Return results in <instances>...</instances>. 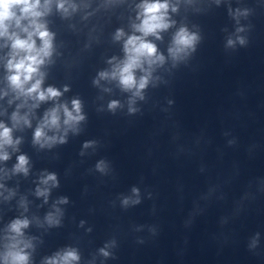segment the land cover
<instances>
[{"label":"clouds","instance_id":"obj_1","mask_svg":"<svg viewBox=\"0 0 264 264\" xmlns=\"http://www.w3.org/2000/svg\"><path fill=\"white\" fill-rule=\"evenodd\" d=\"M54 0H0V40L4 41V47L9 49L5 68L8 72L7 81L10 89L15 93L13 100H22L18 104L16 111L11 114L12 127L0 122V160L7 161L10 154L7 148L18 151V146L22 138L13 136L14 129L22 127L31 128L29 115L33 109L40 106L42 102L57 101L63 93L52 86L43 88L45 73L41 67L51 62L54 52V33L50 32L45 22L52 11ZM219 6L221 0H215ZM56 10L65 17L75 12L77 6L69 0H55ZM135 22L131 24V34H126L123 29H117L113 39L116 42L123 41V58L112 57L107 61L110 68L101 70L93 80V84L100 86L101 81L116 82L118 87L127 93H131L128 100V111L134 113L137 99L143 100V90H145L153 79V72L157 67L164 65L166 59H171L175 65L186 59L191 53L195 52L196 45L200 37L195 32H190L187 27H180L172 36L167 48V58L158 49L149 37L155 40H162L161 33L169 30L175 21L169 17V10L176 12L177 8L169 3V0H141L137 6ZM229 15L240 23V17L249 15L248 9L229 8ZM235 39L229 37L226 47L235 48L237 44L245 46L247 39L239 35L245 31L243 26L236 28ZM39 41V43H38ZM137 72L140 73L137 76ZM104 91H110L104 88ZM64 91H68L65 86ZM7 95V92L4 93ZM13 100L8 103L12 104ZM29 101L32 103L29 105ZM28 107L29 111L21 114L20 109ZM121 107L118 100H112L108 104L110 111H115ZM86 120V115L82 111V102L74 98L71 100V107L68 103H56L53 107L45 111L43 118L34 129L33 144L41 149L52 148L56 144L67 142L69 132L78 134L80 124ZM49 133H52L49 135ZM94 142H85V149L92 147ZM84 153L82 152L81 155ZM17 162L13 166V173H22L25 176L30 171L29 157L25 154L17 156ZM96 169L105 173L108 165L104 160L96 164ZM59 186L57 175L52 172H45L39 179V186L35 190L37 197H43L45 203L48 201L52 188ZM3 187V185H0ZM132 196L123 197L121 203L124 207L129 204H138L139 189H131ZM135 197V198H133ZM68 198L61 197L53 204V211L45 216V222L50 226H59L62 210L57 204H67ZM25 207V211H26ZM83 224V222H81ZM30 225L29 219L16 218L7 226L4 237V252L0 254L3 264H29L30 253L27 251L32 248L31 239L25 238L24 230ZM91 231V229H89ZM114 244V242H112ZM106 244L99 249V254L109 257ZM255 246V241L253 245ZM81 255L79 250L74 247H66L57 251L54 255L46 257L43 264H80Z\"/></svg>","mask_w":264,"mask_h":264}]
</instances>
